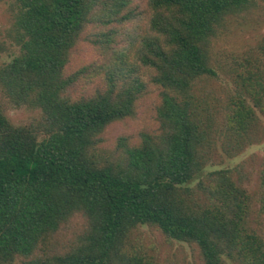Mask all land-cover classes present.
<instances>
[{
	"label": "trees",
	"instance_id": "1",
	"mask_svg": "<svg viewBox=\"0 0 264 264\" xmlns=\"http://www.w3.org/2000/svg\"><path fill=\"white\" fill-rule=\"evenodd\" d=\"M6 1L0 91L38 116L15 125L0 101V264H161L129 254L140 226L202 264H264L245 225L254 156L208 171L264 138V36L218 48L264 0Z\"/></svg>",
	"mask_w": 264,
	"mask_h": 264
},
{
	"label": "rangeland",
	"instance_id": "2",
	"mask_svg": "<svg viewBox=\"0 0 264 264\" xmlns=\"http://www.w3.org/2000/svg\"><path fill=\"white\" fill-rule=\"evenodd\" d=\"M142 1L143 0H139L140 5L138 7L145 14L146 6H144L145 2ZM6 8L7 1L0 0V23H5L6 21ZM232 23V25L227 27L228 31L231 33L230 37L223 39V41L219 40L218 42V48L222 51H227L231 48L241 46H244L250 50L264 36V20L247 22L243 25H240L238 22ZM5 60H7V56L0 53V65ZM212 85L217 89L216 95L219 93V89L225 88V85H223L219 80L213 81ZM150 89L153 90L155 88L150 87ZM80 93L81 92L78 94ZM155 96H157V94L153 95V97ZM0 101L7 107L6 115L8 119L15 125L28 123L32 121V117L38 116V111L32 112L31 110H27L25 107L14 108L13 106L8 105V101L3 95L2 91H0ZM145 103H142L140 106L144 111H146L151 105L149 102ZM143 118L144 117L142 116L140 120H143ZM143 124L149 125L152 130L155 129L154 126H152L153 123L150 124L148 121L143 120ZM132 125L136 127V124L133 123ZM138 126L139 128L141 127L140 123H138ZM124 130H127V128L123 127L121 129L118 127L113 132L110 131L109 135L114 139L119 132H122V134L128 133L124 132ZM252 156H254V159L252 162H250L249 167L247 168V173L251 181L249 180V184H246V187H251V189L248 188L251 193H253V191L258 193L255 195V200L250 204V210L246 216L245 225L251 234H256L264 242V138L258 146L249 148L245 154L240 155L235 159H226L219 165L209 167L208 171L235 168L246 160L250 161ZM87 224L88 221L84 216H77L75 222L70 226L68 233L56 239L59 243V247H55V249L60 253H68L73 251L75 247L72 246L77 242L78 239V235L74 234L76 232H74V230L83 232L84 229H86ZM129 242L131 244V246H129V248H131L128 250L129 254L137 250L140 256L147 255L149 260L155 261L156 263L202 264L200 255L195 249L190 247L189 244H180L173 241H167L162 233L152 226L138 227V229L131 234ZM40 255H42L41 247L36 251L34 257H39ZM24 262V260L20 259L14 264H24Z\"/></svg>",
	"mask_w": 264,
	"mask_h": 264
}]
</instances>
